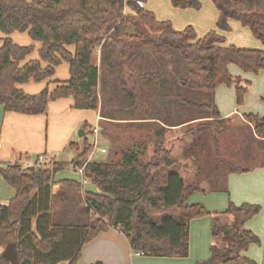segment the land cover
<instances>
[{
    "label": "trees",
    "instance_id": "16d2710c",
    "mask_svg": "<svg viewBox=\"0 0 264 264\" xmlns=\"http://www.w3.org/2000/svg\"><path fill=\"white\" fill-rule=\"evenodd\" d=\"M147 1L0 0V109L47 114L51 101L72 98L74 109L100 113L104 137L125 145L117 162L93 159L85 164L92 148L86 142L84 160L70 163L84 166L85 178L99 191L74 180H55L66 169L64 163L0 165L1 176L15 190L7 204H0V264H79L83 247L110 228L126 236L134 254L187 257L190 221L209 215L202 204H185L188 197L227 191L229 173L254 168L227 162L230 171L221 174L226 162L205 154L235 118L222 116L215 90L235 85L241 105L249 84L242 85L229 66L258 74L264 71V50L226 45L216 31L199 37L192 26L176 30L145 9ZM211 1L219 13L218 30L229 32V21L235 20L264 45V0ZM171 3L182 9L202 7L199 0ZM15 32H27L40 44L38 60H27L34 47L15 43L10 37ZM62 62L68 64L69 79L55 80L52 91L31 95L18 87L52 79ZM243 117L253 124L246 144H258L252 153L264 164V118ZM188 126L185 160L174 159L160 144L170 129ZM149 148L151 160L145 161ZM188 159H193L197 179L186 184L180 171ZM203 180L208 181L204 189ZM260 209L231 202L226 213L233 216L232 223L212 220V234L221 236L225 246L213 245L211 257L196 264H257L241 253L260 242L245 228ZM151 213L161 216L154 219Z\"/></svg>",
    "mask_w": 264,
    "mask_h": 264
},
{
    "label": "crops",
    "instance_id": "0c3cea01",
    "mask_svg": "<svg viewBox=\"0 0 264 264\" xmlns=\"http://www.w3.org/2000/svg\"><path fill=\"white\" fill-rule=\"evenodd\" d=\"M163 1L165 2V0ZM143 4H149L148 8L144 7V5L143 7L154 12L157 19L162 21L157 15L155 5H152V0H148ZM168 5L169 2L166 3V6ZM215 15L217 22L219 17L218 11ZM229 24L231 27L230 31H232L234 27L239 32L236 31L237 35L234 41L228 40L226 41V45H234L244 49L264 50V45L253 36L248 27H244L240 22L235 20H230ZM220 32L226 33L225 31ZM71 50L73 51L74 49L71 48ZM229 70L234 77L242 78V85H245L246 83L249 85L247 86L248 89L244 97V102L241 105L237 104L235 85L232 84L231 86H227L223 84L217 87L215 90V103L222 116L224 118L237 116L243 118L244 114L252 113L264 118V71H260L258 74L244 72L238 66L233 64L229 66ZM32 81L33 80H30L25 84H20L18 87L27 94H37L41 87H37L36 91L33 86H30ZM72 104V98H62L57 101H51L48 105V111L62 109L65 110L67 114L73 113L74 109ZM46 115L47 117L51 116L49 115V112L47 114L39 115H24L7 112L1 107L0 165L8 163L12 164L17 161L24 163L25 160L32 158L31 156H22L24 152H31L36 149V152H41V150H43L41 148V132L43 130V121L45 120ZM97 116L101 119L97 120ZM63 118L67 120V117ZM101 120H103V118L100 116V113L97 112L96 121L99 122L97 123L98 125ZM79 124V119H76L72 124L69 123L66 133L56 141L55 145L51 146V149L57 150L67 147L74 128ZM177 128H179L177 130L182 131L184 127ZM80 134L84 137L86 133L84 130H81ZM58 142L60 143L57 146L56 144H58ZM255 145L258 148V144ZM170 151L173 152L171 149ZM148 152H152V149L149 148ZM45 153H48V151H45ZM106 154L107 153H103V155ZM259 156L261 155L259 154ZM93 159H95V157ZM188 163L189 166L187 168H182L180 171L186 184L197 179L195 164L193 166L190 161H188ZM252 166L254 168L247 172L229 173L227 176V191H214L210 193L195 192L188 197L185 204H202L209 212V215L197 217L190 221L189 255L187 257H149L134 254L131 251L126 236L119 230L110 228L105 232H101L95 239L83 247L79 264H196L198 262L207 261L211 257V247L213 245L220 247L225 246L221 236H213L212 220L214 217H218L224 224L232 223L233 216L226 213L231 202L236 205L250 203L261 207L259 213L245 223V228L257 235L260 242L258 244H251L241 253V255L254 260L257 264H264V164L255 163ZM64 173L66 174L65 176L63 175ZM64 179H70L77 182L81 181V179L78 180L67 175L65 170L58 172L55 176V180L57 181ZM207 182L208 181L206 180L202 181L203 189L207 188ZM0 189H2L1 193L3 194V197H0V204H6L15 196V190L6 183L1 174ZM92 190L99 191L96 186H94V189Z\"/></svg>",
    "mask_w": 264,
    "mask_h": 264
},
{
    "label": "rangeland",
    "instance_id": "374dc122",
    "mask_svg": "<svg viewBox=\"0 0 264 264\" xmlns=\"http://www.w3.org/2000/svg\"><path fill=\"white\" fill-rule=\"evenodd\" d=\"M170 1L171 0L168 1L165 0L166 3L169 2V5L166 6V3L163 0H152V5H155L157 9L156 12L159 18H161L162 21L171 22V24L176 30H184L187 26H192L197 32L199 37H204L210 31H216L218 34L222 35L226 39V41L228 40L234 41V39L236 38L237 32L239 31H237L236 28L234 27L230 32L223 33L218 31L216 27V15H215L217 13V10L215 9L211 0H202V1L199 0L201 1L202 4L200 10H195L192 8H187V9L176 8L172 5V3H170ZM144 7L148 8L149 4L144 5ZM10 37L13 39L15 43L25 46L32 45L34 47L33 53L27 58V60L39 59V48H40L39 43L33 41L27 32L26 33L15 32L12 35H10ZM2 38H3V34L0 31V39ZM69 76L70 74H69L68 64L66 62H62L56 69L55 75L52 79L41 82L32 81V83H30L31 84L30 86H33L36 91H37V87H41V89L37 93H40L45 89L52 91L56 86L55 80L66 81L69 79ZM48 112L49 115L51 116L47 117L46 115V118L43 121V130L41 132L42 135L41 148L43 150H41V152H36L37 149L31 152H24L22 156H31L32 158L30 159H34L35 157L44 154L48 156L49 159L53 160V162L66 164L67 167L64 170L67 172V175L72 176L79 180L81 179V176L78 174L77 171H75L70 167V163L72 162L74 163L75 161H79V160L83 161L84 159L81 158V155H83V153L86 150V144L87 143L89 145L94 144L95 136L92 130L97 125V123H99L96 121V112L92 110L76 111L75 109L73 110V113H69V114H67L65 110L62 109H59L57 111L49 110ZM150 112H152V110L144 111V112L142 111V113H150ZM70 114H74V115H70ZM61 116L67 117V120ZM76 119L80 120V124L74 128L71 135V139H69L70 142L68 146L64 147V149L61 148L57 150H52L51 146L55 145L56 141L60 137H62L68 130L67 127L68 124L74 123ZM123 125L124 124H121L120 125L121 127L119 129L118 128L115 129L114 131L119 132L120 129L124 127ZM195 125H197V123ZM99 126L102 127V121L100 122ZM189 128L192 127L190 126L184 127L182 131L176 129H170L168 132L165 133L163 137V141L160 144V146H162L163 150L165 151L167 149H171L173 152H171L170 150L169 151L174 159L176 158L180 160H185V157L182 154L187 142L190 143L191 136H186L185 134L187 129ZM250 128H253V124L247 122L244 119V117L242 118L241 116H237L231 119L228 131L218 135L217 137L218 143L216 144H213L212 142L209 143L210 149L208 152H206L205 155L208 158L210 155H212L214 158H217L218 155V157L221 158L222 161L226 162L225 166L222 165L223 169L220 171L221 174H226L228 173V171H230L231 167L226 165L227 162H229V164H233L234 166H242V167L252 166L257 162H260L258 160L261 159L254 157L252 153L255 151L254 150L255 144H252L250 147H249L250 144H246L247 143L246 139L248 138ZM81 130H84L86 133L84 137L81 136L80 134ZM97 136H98L99 145L106 147L108 149V152L106 155L103 154L96 155L95 159L98 161L99 160L114 161V162L119 161L122 158L121 148L125 147V145H122V141L104 137L101 134V132H99ZM59 143L60 142H58V144L56 145L58 146ZM45 151H48V153H45ZM116 151L119 153H116ZM149 154L145 157V161L149 159L151 160L152 153L149 152ZM88 158L89 155L86 158L85 163L87 162ZM207 160L208 159L205 158L202 162L207 163ZM189 161L194 166L193 159H190ZM23 164L25 166V163ZM68 166L70 168H68ZM208 166H211V163L208 164ZM200 172L202 174H205V171L203 172V169H201ZM63 175L65 176L66 174L64 173ZM86 187L91 190L94 189V186L92 184H88ZM1 192L2 189H0V197H3L2 196L3 194ZM160 216L161 215L158 213H151L150 215V217L154 219H158ZM59 264H66V262H61Z\"/></svg>",
    "mask_w": 264,
    "mask_h": 264
},
{
    "label": "built area",
    "instance_id": "2783aa9c",
    "mask_svg": "<svg viewBox=\"0 0 264 264\" xmlns=\"http://www.w3.org/2000/svg\"><path fill=\"white\" fill-rule=\"evenodd\" d=\"M99 119H101V118L99 116H97V120H99ZM92 132L95 136V141H94V144H92V148L90 150L89 158H88L87 162L91 161L96 155L107 153V149L100 146L98 143V136H97V134L99 133L98 124L93 128ZM24 163H25V166L27 168H39L41 166H46V165L52 166L54 164L53 160L49 159L48 156H46L44 154H41V155L35 157L34 159H27ZM71 168L78 172V174L81 176L80 183L86 187L89 184V182L85 178V167L84 166H82V167H74L73 166Z\"/></svg>",
    "mask_w": 264,
    "mask_h": 264
}]
</instances>
